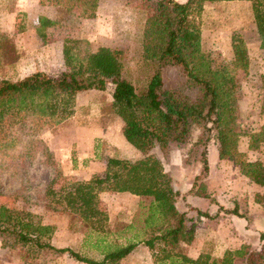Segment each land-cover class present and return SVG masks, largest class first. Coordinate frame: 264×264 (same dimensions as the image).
I'll list each match as a JSON object with an SVG mask.
<instances>
[{
	"label": "rangeland",
	"instance_id": "rangeland-1",
	"mask_svg": "<svg viewBox=\"0 0 264 264\" xmlns=\"http://www.w3.org/2000/svg\"><path fill=\"white\" fill-rule=\"evenodd\" d=\"M58 1L0 0V81H17L35 72L54 77L67 71L62 49L65 41L73 40L78 42L73 49L75 65L99 47L121 50L124 79L138 92L144 91L156 68L152 62L142 59L141 37L146 18L156 12V0H99L91 19L68 11ZM41 18L48 19L52 25L42 26ZM192 19L201 30L202 52L208 55L214 69L229 68L233 36L244 42L249 58L248 69L233 73L237 121L240 131H259L264 126V115L259 112L264 47L253 24L250 4L244 1L204 3L202 12L193 14ZM161 74L166 90L178 91L192 102L196 101L198 90L187 81L181 68L166 67ZM112 91L113 85L108 83L103 91L77 93L72 116L59 123L26 118L24 121L34 122L29 127L35 133L18 139L12 147L2 145L7 137L15 136L18 125H11L8 120L3 123L0 130V211L5 213L0 212V215H8L11 219L8 224L4 220L7 231L0 235V264H82L68 254L57 253L44 245L49 244L54 249L69 248L83 257L100 260L104 247L113 250L127 243L120 236L127 223L132 227L131 233L142 232L144 238L152 234L154 228H144L143 224L146 208L142 204L148 200L132 196L99 199L107 221L93 225L69 213L47 195V189L58 192L67 183L87 181L85 179L92 175L91 170L92 177L97 176L101 166L90 169V162L108 157L128 158L135 151L127 143L129 148L117 146L123 124L112 112ZM207 127L212 125L208 123ZM200 135L209 137L205 153L210 168L202 174L198 159L203 148L195 146ZM247 142V137H240L238 149L242 150L244 146L247 150ZM46 148L51 157L43 153ZM216 152L215 131L205 134V130L195 126L191 128L188 142L172 143L165 152L154 150L175 189L180 192L177 205L180 213L186 214L189 210L185 199L196 178L210 193L209 198H205L204 211H209L206 203L214 208L210 216L204 218L205 229L202 231L205 234L199 231L200 243L203 238L205 243H213L216 247L214 253L222 252L224 244L232 246L248 242L262 251L264 242L261 244L259 239L254 243L251 239L253 232L261 229L253 226L254 219L264 217V207L254 203V195L260 190L240 176L230 161L226 162L229 164L227 168L220 167L215 160ZM248 159H260L264 164V144L248 154ZM216 199L225 204L227 200L231 201L232 208L236 205L243 218L225 213L228 210H223ZM186 220L185 230L193 229L187 217ZM18 221L48 228L42 236H30V239L39 241L40 247L33 241H17L13 227ZM244 223L247 224L245 229L251 233L249 236L240 235ZM217 229L222 230L224 238L217 236L218 233L214 232ZM186 250L182 246L179 249L184 254ZM141 260L155 264L149 250L127 256L119 264H138Z\"/></svg>",
	"mask_w": 264,
	"mask_h": 264
},
{
	"label": "trees",
	"instance_id": "trees-1",
	"mask_svg": "<svg viewBox=\"0 0 264 264\" xmlns=\"http://www.w3.org/2000/svg\"><path fill=\"white\" fill-rule=\"evenodd\" d=\"M231 1L250 4L253 24L264 47V0H186L183 3L156 0V12L146 18L141 37L142 59L152 62L156 68L144 91L138 92L131 82L124 79V55L121 50L99 47L75 65L73 49L78 42L73 40L65 41L62 49L67 71L54 77L35 72L17 81H0V130L7 120L11 125H18L15 136L7 137L2 147H12L18 139L34 134L35 131L29 127L34 124L32 120L59 123L68 119L73 114L77 93L103 91L110 83L113 85L112 112L123 124L122 136L140 154L136 159L108 157L103 174L87 181L67 183L58 192L47 189V195L69 213L93 225L107 221L100 208L99 194L102 192L128 193L148 200L142 207L146 208L144 228H154L149 238L139 241L137 237L134 242L113 250L104 247L100 260L83 257L69 248L54 249L49 244L44 245L45 248L68 254L82 264H119L139 243L148 248L155 264H234L236 260L243 264H264V250L251 251L248 245H242L237 250H225L220 258L205 252L192 259L179 251L182 245L191 244L194 232L192 229L185 230L186 216L177 208L180 192L165 172L162 160L154 153L155 149L165 152L172 143L188 142L193 126L201 127L205 134L214 130L219 160L230 161L243 177L264 189V164L248 159V152H256L264 144V126L259 131L245 133L239 130L236 115L233 73L247 71V49L241 39L233 36L229 68H212L208 55L201 49L199 25L192 19L193 14L202 12L204 3ZM58 3L82 18L91 19L99 0H59ZM39 21L42 26L52 25L45 18ZM173 66L181 68L187 81L197 88L195 102L178 91L164 88L161 71ZM261 81L259 112L264 114V75ZM26 118L32 120L26 122ZM208 123L212 127H207ZM240 137L248 138L247 152L238 149ZM208 140L209 137L200 135L195 143L196 147L203 148L198 159L200 174L209 171L205 153ZM43 153L51 157L47 148ZM188 194L209 198L206 187L197 178ZM210 201L213 202L212 199ZM254 202L264 207V191L254 195ZM0 212L5 213L3 210ZM225 213L243 218L236 205ZM3 216L0 215V235L7 231L4 220L8 224L11 219L8 215ZM47 229L31 222L18 221L13 232L17 241H33L40 247L39 241L30 239V236H42ZM259 239L264 241V232L260 233Z\"/></svg>",
	"mask_w": 264,
	"mask_h": 264
},
{
	"label": "crops",
	"instance_id": "crops-1",
	"mask_svg": "<svg viewBox=\"0 0 264 264\" xmlns=\"http://www.w3.org/2000/svg\"><path fill=\"white\" fill-rule=\"evenodd\" d=\"M186 0H181L180 2L181 3H183V2H185ZM179 2V1H178ZM262 115H264V114H262ZM127 142L124 140V138H123V136H122V133H121V131H120V135H119V139L117 140V146H121V147H127V148H129L128 147V143L126 144ZM248 143V142H247ZM135 150V149H134ZM239 150L240 151H243V152H247L248 150H246L245 148H244V146H243V149L241 150L240 148H239ZM133 152V151H132ZM135 152V153H134ZM132 154H130L131 156V158L130 157H128V158H130V159H132V158H134V159H136V158H138V156H139V152L138 151H134ZM251 153H254V152H248V154H251ZM106 159V158H105ZM105 159H103V160H99V161H93V162H90L89 163V168L90 169H92V167L94 168V167H96V166H101V169H100V171L98 172L99 174H97V175H100L103 171H105V168H104V166H105ZM215 160H216V162L217 163H219L218 165L220 166V167H224V168H227L228 167V163H226V162H229V161H226V160H219V158H218V153L216 152V158H215ZM254 160H259V161H261L260 159H251V160H249V161H254ZM262 162V161H261ZM233 166V165H232ZM209 168H210V165H209ZM234 168H237V167H235L234 166ZM238 169V168H237ZM239 170V169H238ZM91 173H92V175H94L93 174V171L91 170L90 171ZM234 172H236V171H234ZM239 172V171H238ZM240 176H242L241 174H240V172L238 173ZM92 175H91V177H92ZM91 177H89L88 179H85V180H89ZM243 177V176H242ZM245 178V177H244ZM246 179V178H245ZM248 180V179H247ZM249 181V180H248ZM253 186H255L258 190H260L259 192H257V193H262L263 191H264V189H262V188H260V187H258V186H256V185H254L253 184ZM188 190V189H187ZM207 193L210 195V193L208 192V190H207ZM109 196H113V197H116V198H121V197H126V196H132V197H135V198H138L137 196H133V195H130V194H128V193H111V192H102V193H100L99 194V199H103L104 197H109ZM212 196H214L215 197V195L213 194ZM205 200H207V199H205V198H201V197H198V196H192V195H189V196H187L186 197V199H185V202L187 203V204H189V210L188 209H186V212H187V210H188V212L185 214V216L189 219V222H188V224H191V225H193V232H194V239H193V241L191 242V244H189V245H182V247H186L187 248V252L185 253L188 257H190V258H192V259H196L200 254H203V253H205V252H209L210 253V255L212 256V257H216V258H220L221 256H222V254H223V252L225 251V250H237V249H239L242 245H248V246H250V250L252 251H256L257 250V248L258 247H256V248H254L253 247V245L251 246V244H250V242H248V243H241V244H239V245H232V246H230V245H225L224 244V248H223V250H222V252H219V253H214V251H215V246H213V243H205V238H203V241H201V243H200V238L198 237V235H199V231H201V233L204 235L205 234V232L204 231H202L203 229H205V224L203 223L204 222V218L205 217H208V216H210V212L212 211V209L214 208V206L213 205H209V203H206V207L209 209V211H208V213H205V211H204V208H205ZM216 201H218V202H220L219 200H217L216 199ZM231 203V201H229V200H227L226 201V204H225V202H220V206H221V208L223 209V210H229V209H232V205L230 204ZM255 203V202H254ZM256 204V203H255ZM256 205H258V204H256ZM191 208V209H190ZM208 215V216H205V215ZM130 225V223H127L126 225H124L125 227L121 230V237H122V239L123 240H125L127 243H129V242H134L135 240L134 239H137V237H138V240L139 241H141L142 239H144V233H131V229H132V227L131 226H129ZM254 225H256L257 227H260L261 229L259 230V231H257L256 230V232H253V234H254V237L253 238H251L252 239V241H254V243H255V241H257L258 242V240H259V236H260V233H262V232H264V217H260V218H258V219H254V222H253V226ZM246 226H247V224L246 223H244V225H243V227H242V229H241V231H242V233H240V235L241 234H243V236H249L251 233L249 232V230H246L245 228H246ZM229 231V233H230V230H228ZM214 232L215 233H218L217 234V236H219L220 238H224L225 237V234L222 232V230H219V229H217L216 231L214 230ZM240 232V231H239ZM240 235H238V236H240ZM224 241H225V239H224ZM256 242V243H257ZM264 242V241H263ZM263 242H260L261 244L263 243ZM253 244V243H252ZM214 245H216V244H214ZM196 249V250H195ZM147 250H148V248L143 244V243H140V244H137V246L135 247V249L128 255V256H130L131 255V257L132 256H134V255H137L139 252H143V253H146L147 252ZM126 258V257H125ZM124 258V259H125ZM238 262H240L241 264H243L242 263V261H240V260H236L235 262H234V264H238ZM121 263V262H120ZM147 262H142V260L141 261H138V264H146Z\"/></svg>",
	"mask_w": 264,
	"mask_h": 264
}]
</instances>
